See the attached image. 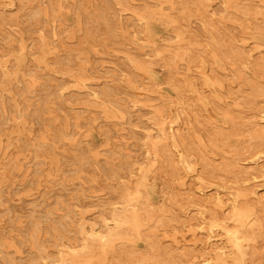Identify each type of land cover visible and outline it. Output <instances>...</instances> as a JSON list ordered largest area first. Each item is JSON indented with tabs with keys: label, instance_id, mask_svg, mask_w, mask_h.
I'll use <instances>...</instances> for the list:
<instances>
[{
	"label": "rangeland",
	"instance_id": "rangeland-1",
	"mask_svg": "<svg viewBox=\"0 0 264 264\" xmlns=\"http://www.w3.org/2000/svg\"><path fill=\"white\" fill-rule=\"evenodd\" d=\"M262 115L264 0H0V264H264Z\"/></svg>",
	"mask_w": 264,
	"mask_h": 264
},
{
	"label": "bare ground",
	"instance_id": "bare-ground-1",
	"mask_svg": "<svg viewBox=\"0 0 264 264\" xmlns=\"http://www.w3.org/2000/svg\"><path fill=\"white\" fill-rule=\"evenodd\" d=\"M40 1V0H39ZM161 2V1H160ZM154 3V2H153ZM50 5V4H49ZM57 6V5H56ZM159 6V5H158ZM168 6V5H167ZM166 7V6H165ZM232 7V6H231ZM230 7V8H231ZM62 8V7H61ZM29 11V10H28ZM34 12V11H33ZM63 13V12H62ZM158 14V13H157ZM191 14V13H190ZM31 15V14H30ZM196 16V15H195ZM148 17H150V16H148ZM42 18V17H41ZM73 18V17H72ZM174 18V17H173ZM157 19H159V18H157ZM74 20V19H73ZM162 20V19H161ZM36 22H34V24H35ZM33 24V23H32ZM169 24V23H168ZM38 25H39V23H38ZM172 28V27H171ZM211 28V27H210ZM37 30V29H36ZM172 30V29H171ZM60 31H61V29H60ZM174 31V30H173ZM60 33V32H59ZM54 34V33H53ZM130 35V34H129ZM108 37H110V36H108ZM168 37V36H167ZM53 38H54V36H53ZM49 41V40H48ZM165 41V40H164ZM59 42V41H58ZM114 44V43H113ZM50 45H51V43H50ZM233 46V45H232ZM11 47V46H10ZM53 47V46H52ZM151 47V46H150ZM159 48V47H158ZM222 49V48H221ZM12 51V50H11ZM147 52V51H146ZM148 53V52H147ZM29 55V54H28ZM147 56H150V55H147ZM147 56L146 57H144V56H142V57H144V58H146L147 60H148V58H147ZM55 58V57H54ZM98 58V57H97ZM151 58H153V57H151ZM50 59V58H49ZM140 59V58H139ZM146 59H144L143 61H146ZM11 61V60H10ZM141 61H142V58H141ZM149 61H150V59H149ZM148 61V62H149ZM151 61H152V59H151ZM157 61H159V60H157ZM155 62V61H154ZM10 63V62H9ZM145 63V62H144ZM147 64V63H146ZM157 64V63H156ZM28 65V64H27ZM144 65V64H143ZM146 66V65H145ZM103 68H105V67H103ZM88 71V70H87ZM27 72V71H26ZM89 74V73H88ZM119 74V73H118ZM91 75V74H90ZM112 78V77H111ZM136 78V77H135ZM165 80V79H164ZM163 80V81H164ZM113 81V80H112ZM115 81H117V80H115ZM108 82V81H107ZM133 82H135V81H133ZM45 83V82H44ZM101 83V82H100ZM140 84V83H139ZM91 85V84H90ZM101 85V84H100ZM99 85V86H100ZM94 86V85H93ZM194 86V85H193ZM57 87V86H56ZM44 88V87H43ZM89 88V87H88ZM7 91V90H6ZM36 91V90H35ZM96 92V91H95ZM55 93V92H54ZM100 95V94H99ZM136 95V94H135ZM179 96V95H178ZM47 97V96H46ZM66 100H68V99H66ZM138 100V99H137ZM16 101H17V99H16ZM40 102V101H39ZM95 104V103H94ZM96 104H98V103H96ZM99 105V104H98ZM134 105V104H133ZM135 107V106H134ZM6 108V107H5ZM41 108V107H40ZM77 109V108H76ZM119 109V108H118ZM7 110V109H6ZM20 113V112H19ZM28 114V113H27ZM261 114V113H260ZM74 116H75V114H74ZM54 117V116H53ZM128 117V116H127ZM261 118L262 119H264V115H262L261 116ZM28 121V120H27ZM70 121V120H69ZM92 121H94V120H92ZM29 122V121H28ZM70 123V122H69ZM127 123V122H126ZM255 123V122H254ZM15 125V124H14ZM51 128V127H50ZM161 131V130H160ZM70 132V131H69ZM134 133V132H133ZM56 134V133H55ZM159 134H163L162 132H160ZM171 136V135H170ZM173 137V136H172ZM183 137V136H182ZM50 140V139H49ZM12 141V140H11ZM111 147V146H110ZM112 148V147H111ZM116 149V148H115ZM177 153V152H176ZM263 155V154H262ZM178 157V156H177ZM109 158V157H108ZM152 158V157H151ZM164 158V157H163ZM189 159H190V157H189ZM260 158L259 157H256V158H254V160H253V162H254V164H255V171L253 172V174H255L256 172L258 173V175H260V176H263L264 177V162L263 163H259V160ZM263 159V158H262ZM3 160V159H2ZM100 160H98V162H99ZM192 161V160H191ZM1 163V162H0ZM248 163V162H247ZM100 164V163H99ZM182 164V163H181ZM253 164V163H252ZM120 165V164H119ZM100 166V165H99ZM250 166V165H249ZM178 168H179V166H178ZM42 169H44V168H42ZM156 169V168H155ZM177 169V168H176ZM183 170V169H182ZM252 176V175H251ZM164 177V176H163ZM254 177V176H253ZM167 178V177H166ZM168 182H169V180H168ZM122 187V186H121ZM77 191V190H76ZM11 195V194H10ZM65 196V195H64ZM79 196V195H78ZM264 196V195H263ZM262 197V196H261ZM3 198V197H2ZM1 199V198H0ZM217 199V198H216ZM83 203V202H82ZM135 203V202H134ZM146 203V202H145ZM1 206V205H0ZM9 206V205H8ZM12 206V205H11ZM85 206V205H84ZM141 206V205H140ZM140 206H138V207H140ZM119 208V207H118ZM131 208V207H130ZM195 208V207H194ZM114 211V210H113ZM134 212V211H133ZM37 215V214H36ZM53 215V214H52ZM17 217V216H16ZM22 217V216H21ZM119 217H120V215H119ZM52 218V217H51ZM115 219L114 218H112V221H114ZM117 220V219H116ZM111 221V220H110ZM105 222V221H104ZM110 222L108 221V220H106V222L104 223V225H105V227L106 228H108L107 230H105L104 232H106V234H98L97 233V231H96V229H93V228H91V227H89L88 229L87 228H83L81 225V223H79V225H80V227H81V229H82V231H86V233L87 234H89V235H91V237H93L92 235H98V237H99V244H100V246L101 247H103V246H105L106 244H107V242H108V238L106 237L107 236V234H110V231L109 230H111L112 228H115L116 226H118V223H117V221L116 222H114V223H112V224H109ZM215 223V222H214ZM13 227V226H12ZM186 227V226H185ZM197 227V226H196ZM25 228H23V230H24ZM80 229V230H81ZM9 230V229H8ZM23 230H22V232H23ZM50 230V229H49ZM100 230V229H99ZM81 231V232H82ZM21 232V231H20ZM47 232V231H46ZM50 233V232H49ZM225 233H226V235L227 234H229L228 233V231H225ZM6 234V233H5ZM57 235H59V234H57ZM120 235V233L118 234V236ZM26 236V235H25ZM117 236V235H116ZM211 237V236H210ZM94 238V237H93ZM23 239H24V237H23ZM212 239V238H211ZM207 240V239H206ZM224 241V240H223ZM16 243V242H15ZM34 246V245H33ZM35 247V246H34ZM36 249V248H35ZM220 249V248H219ZM222 249V248H221ZM25 251V250H24ZM36 251H37V249H36ZM16 254V253H15ZM44 254V253H43ZM24 258V257H23ZM205 258V257H204ZM207 260V259H206ZM206 262V261H205ZM30 263H32V262H30ZM44 263V262H43ZM50 263V262H49ZM204 263V262H203Z\"/></svg>",
	"mask_w": 264,
	"mask_h": 264
}]
</instances>
